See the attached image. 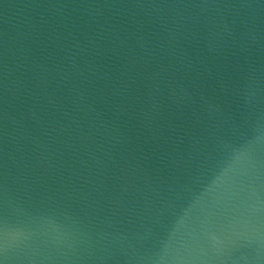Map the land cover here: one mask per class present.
<instances>
[{
  "label": "water",
  "instance_id": "1",
  "mask_svg": "<svg viewBox=\"0 0 264 264\" xmlns=\"http://www.w3.org/2000/svg\"><path fill=\"white\" fill-rule=\"evenodd\" d=\"M0 264H264V0H0Z\"/></svg>",
  "mask_w": 264,
  "mask_h": 264
}]
</instances>
